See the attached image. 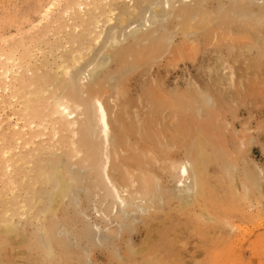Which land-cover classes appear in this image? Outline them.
<instances>
[{
    "label": "rangeland",
    "instance_id": "rangeland-1",
    "mask_svg": "<svg viewBox=\"0 0 264 264\" xmlns=\"http://www.w3.org/2000/svg\"><path fill=\"white\" fill-rule=\"evenodd\" d=\"M79 1L82 2V0H54V3L53 0H0V63L5 56L16 53L15 50L24 56V50L33 48L34 50L32 49L33 51L31 50L29 53L31 52L32 56H36V58H34L35 56L32 58L28 53L31 57L29 58L31 64L20 67L19 71H22V74L18 77L17 83V85L24 84L28 87L29 92L36 94L32 98L30 97L32 102L21 105L23 93L19 92L18 94L17 90L13 93L12 91L8 92L3 85H0V101L5 102L0 104L2 107H0V142L2 143L1 147L4 146V148L0 147V167L1 163L4 162L2 156L6 149L11 148L13 144L15 145L18 142V137L23 138L22 135L13 136L15 127H20L22 130L27 128V125L30 127L31 123L38 124L40 121L37 119L36 111L41 105L39 102L42 95H39L40 88L33 77L44 76L48 71L45 65L52 60L49 57L51 54L50 49H47L48 45L46 42H43L44 45L40 44V41L44 37V40L53 37V32L50 33L51 24L58 20L60 22L68 20L71 14L68 8L75 7L77 3H80ZM92 1L83 0L87 4ZM183 1L176 5L177 11L176 9L174 11L176 16H172L170 19L165 17L168 18V22L161 17L167 12L165 0H112L107 4L106 2L98 4L99 10L94 7L91 8L93 13L96 11L95 15L100 14L101 11V13L105 10L109 11L99 18L100 27L105 26L108 16L109 19H112L109 27L113 28L115 24L119 28L114 30V36L117 34L119 39L123 33H126L125 31L129 33L136 29L140 31L139 35L142 31L144 32L148 26L143 27L145 22L143 15H147V12H158L159 10L160 14L161 11H164L159 15L161 18L159 24L153 25L152 31L149 29V33L146 32L145 34L158 33L151 38H162V35L164 38L174 36H172L170 49L167 53L162 54V56L165 55L164 57L161 56L154 62L144 60L145 62L140 63L138 69L132 67L124 70L128 74L126 82L116 84L120 77L115 73L119 68L118 60H109L108 65L100 69L97 75L99 76L97 79L100 80L101 78V81L105 79L106 84L112 81L111 84L109 83L110 85L107 84L109 90L102 97V102L108 108L112 138H114L112 147L115 148H112L113 151L111 149V158H113L111 175L116 177L119 190L124 195L126 182L123 181L122 175L126 169L133 176H137L138 172L141 171L149 172L153 177L155 176L156 184L154 183L153 193L151 192L146 197L142 196L140 209L134 210L135 214L130 213L129 220H122L119 215L115 214V209H112L113 200L101 184V180L95 183L91 173L89 175L86 170L87 179L85 176L86 180L84 179L81 186H74L72 197H69L71 201L76 191L77 196L75 197L81 201L83 211L70 201L58 205V208L54 210L49 206L51 202H47L48 198L41 197L44 193L43 182L45 180L43 178H48V175L45 176L47 171L44 172V164L40 163L42 172L37 171L40 165L34 166L33 170H36V173L32 176L30 174V178L25 180L19 188H17L19 185H15L16 187L6 186L5 179L0 177V264H264V192L263 189L253 185V181H248L245 173L257 175L264 169V56L261 58L255 52L257 58L254 60L258 66L254 69L251 64L254 51L247 48V45L254 42L264 48V27H248L241 22L223 23L218 19L221 13L226 12V9L233 10V12L237 10L236 13L244 12L247 5V7L253 5L252 0H210L208 1V4L211 2L208 8L210 7L214 12V16L209 19L210 22L207 20L208 22L201 24V27L199 20L196 19L191 26L185 28L187 33L192 35L191 39L205 33L208 35L202 39L201 49L192 60L186 55L193 52L190 48L193 45L192 40L189 38L187 42V39H183L185 36L179 30L183 21L181 19L182 12L178 13L180 12L178 10L183 6L186 7L187 1L190 0ZM262 1L254 0L255 6L264 3ZM109 3L112 4V7ZM48 4H54L52 7L50 6L51 9L47 14L49 17L43 14L47 11L46 6L48 7ZM103 5L105 6L103 7ZM258 5L254 7V10L257 11L261 8L258 9ZM153 6L154 8H152ZM192 7H189L188 11L195 14L194 8L197 9V7L195 4ZM124 8L131 9L129 12L132 16L127 21L125 18L127 23L124 22L122 25L121 22L123 23L124 19L120 21L118 15L120 10H124ZM135 10L139 13L137 14ZM246 13L251 14L252 12L249 10ZM90 15L91 13L89 17ZM177 17L178 19H176ZM232 26L238 30L239 28L244 30L247 27L255 36H246V39L238 33H235V36H229L228 33ZM127 27L132 29L129 30L128 28L124 31V28ZM164 28L165 30H163ZM256 31H259L261 35H257ZM194 33L197 34L194 35ZM135 36V34L128 36L127 43L125 42L123 46L135 44ZM229 38L234 42H230ZM121 45L117 46L118 49L121 48ZM172 47L182 48V60H177L176 56L173 55L174 53L165 60ZM229 48L234 50L233 54L227 50ZM93 51H98L96 55L98 53H103L102 56L111 55V53L108 54L110 51L107 50L104 51V54L100 44L94 43V46L84 49L82 52L84 58L80 59L77 64L72 59L67 67H70V71L74 74L77 69L80 72H86L87 75L88 69H92L91 67L88 68V64ZM32 52L36 54H32ZM61 71L62 69L58 72ZM114 76L115 79H113ZM40 82L47 85L44 77ZM1 89L5 90L2 91ZM187 89L198 104L197 106H201V108L206 96L213 100L217 109L211 110L218 111L213 113L212 120L215 119L217 126L225 132L230 142V150H236L240 145L241 140L239 139L242 135L240 138L236 136L238 130L241 132L242 129H246V137L256 140L249 147L248 152L245 151L238 157L239 166L234 170L226 164L227 158L224 151H219L221 153L219 156H211L205 165L202 194L198 193L195 188H191L193 194L190 192L188 196L181 194L178 190L179 175L177 172L173 173L171 165L172 162L192 163L193 161L192 166L188 168L190 169L195 165V159L198 156L197 135L203 130H199L201 126H199L200 124L192 110L181 111L182 115H178L175 112L180 111L171 109L167 104H164L166 101L163 100V97L168 98L167 94L175 90L186 91ZM49 90L45 93L46 98L52 94L53 90L50 88ZM14 94L16 98L13 97ZM24 111L27 112L24 113ZM216 121L214 122L216 123ZM183 126L185 128L187 126L189 130L187 131L186 128L185 131ZM4 132L8 133L5 134ZM12 137H14L15 142ZM206 137L207 145L208 143L215 144V138ZM24 139L27 138H23V141H25ZM19 143L21 142L19 141ZM212 146V144L208 145L209 151H212ZM60 148L62 149V147ZM116 157L119 158L116 159ZM79 161L76 157L70 163L75 164L78 169L85 168V165L77 166ZM42 173L43 175H41ZM65 173L68 177L69 174ZM190 174V177L193 178L191 170ZM36 175L41 178V182L38 181ZM94 175L96 176V174ZM175 178L176 180H174ZM35 183L36 186L34 187ZM191 187L194 186L191 185ZM79 188L82 190H78ZM1 190L3 194H1ZM13 190L15 191L12 192ZM24 190L27 193L24 194ZM122 190L125 192L123 193ZM5 193H8L7 196H10L11 199L13 197L16 199L10 200ZM16 196H19V199ZM22 197H26L25 199L29 197V200L26 202ZM124 197L130 201L129 196ZM44 199L45 202H43ZM44 204L48 207L47 210L44 208ZM13 210L17 214L11 213ZM43 212L45 213L42 214ZM95 214L99 216L97 217ZM132 220L133 222H131ZM5 221L7 224L9 222V225L11 224L9 227L14 228V233L9 234L7 230L5 231L3 226ZM12 224L14 225L12 226ZM96 225L101 229L102 243L96 241L94 231ZM146 238L150 240L145 242Z\"/></svg>",
    "mask_w": 264,
    "mask_h": 264
},
{
    "label": "bare ground",
    "instance_id": "bare-ground-1",
    "mask_svg": "<svg viewBox=\"0 0 264 264\" xmlns=\"http://www.w3.org/2000/svg\"><path fill=\"white\" fill-rule=\"evenodd\" d=\"M111 1L112 0H96V1L93 0L89 4L83 2V0H82V2L79 1L80 3H77L75 7H71L70 9L68 8V10L71 11V14H70L68 20H64V21L60 22L57 19L58 21H54L51 24L52 26H51L50 33L53 32V35H52L53 37H48L49 38L48 40L47 39L44 40V38H45L44 37L43 40L40 41V44H43V42H46V45H48L47 49H50V54H51L50 56L48 54V56L51 57V59H52L50 61V63H46V65H45V67L48 69V71L45 73L44 76H42V77L34 76L33 77L35 83H37V85L40 88V90L38 89L39 90L38 93H40L39 95H42V99H40V102L37 101L41 104L40 105L38 103L40 105V107L38 108L39 110L36 109L37 110L36 113H37V117H38L37 119L38 120L40 119V121L38 124L37 123H31L30 127H28V125H27L26 126L27 128L22 127L23 128L22 130L20 129V127L14 126L16 128L15 132L13 131L14 129L12 128L13 129L12 132H14L13 136L22 135L23 138H27V139L26 140L24 139L25 141H23V138H21V137L20 138L18 137V139L16 138L18 140V142H16L15 145L13 144L11 146V148H9V149L7 148L6 151L3 153L2 157L4 158V162L1 163L0 177L5 179V185L6 186L16 187L17 185H19V186H17V188H19L20 186H22L24 184L25 180L30 178V174L32 176L34 173H36V170H33L34 166L40 165L39 166L40 168L37 171H41L40 170L41 164H44L43 169H44V172L47 171L45 176L47 177V175H48V178H46L47 180L45 178H43L45 180V182H43L44 191L42 189V191L44 193L42 192L43 195L42 196L40 195V196L41 197H44V196L47 197L48 198L47 202H51V204L49 206L52 209L56 210L58 208V205L63 204L65 202L69 203V201H70L69 197H72V195H71L72 190L75 189L74 186L75 187L81 186L82 183L84 182L85 176L87 179V173H89V175L91 173L93 181L96 183V181L101 180V182H102L101 184H103V187L109 193L110 198H112V200H113L112 209H115V212H116L115 214L119 215V217L122 220L123 219L129 220L130 213L132 214L135 212L134 210L140 209L139 207H140V203L142 202V200H141L142 196H145V197L149 196V194L152 192L153 188H155V186H154L156 184L155 180H154L155 176L153 177L152 174H149V172L145 173V171L138 172L137 176H133L130 173V171L128 169H126V172L124 173V175H122L123 181L126 182V190L125 189H123V190H125L126 192L122 190L123 193L124 192L125 193H124V195L121 194V191L119 190V184L115 180L116 177L114 178L111 175V163H112V159H113V158H111V149L115 148V147H112L113 142H114V138H112V131H111V125H110L111 120H109V113L107 110L108 108H106L105 107L106 104L102 102L103 95L109 90V87L107 86V84L110 85L112 81L107 82V84H106L105 79L103 81H101V78H100V80H98L99 76H97V75H98V71L100 69H103L104 67H106L108 65V63L110 62L109 60H112V61L118 60V62H119V68L118 69L119 70L117 69L118 72L116 70L115 73H117L121 78L119 77L117 83L115 82L116 81L115 80L114 84L126 82V78H127L128 74L126 72H124V70L126 71L127 69H130L132 67L133 68L140 67L139 66L140 63H142L144 60L147 62L148 61L154 62L157 59H159L163 53L164 54L167 53L168 50L170 49L173 35H171V37H166V38H164L163 35H162V38L161 37L151 38V36H154L155 34H158V33L149 34L150 36L148 34L147 35L145 34L146 32L149 33V29H150V31H152L151 27H153V25H156V23L159 24V19H161L159 15L162 14L164 11H161L162 13L160 12V14H159V10H158V12L157 11H155V12L149 11L146 13L147 15H143V17H145L144 23L147 24L146 25L143 23V27L148 26V28H146V30L144 32L142 31L143 33L141 32V34L139 35L140 31H138L136 29L131 30L132 28L127 27V28H124V31L128 28L131 31L129 33H127V31H125L126 33H123L122 37L120 38L122 40H120L119 38H117V36H118L117 34H115V36H114V30H116V28H118V27L115 24H114L113 28L109 27V25H110L109 23L112 22V19H109L108 16H107L105 26L102 28L100 27L101 25H100L99 18L106 15V12L109 13V11L105 10V12H103V13H101L102 12L101 11V12H99L100 14L95 15L96 11H94V13H93L91 10L92 7L98 9V4H100L101 2H104V3L106 2V4H107L108 2H111ZM182 1L183 0H165V6H166L165 8H166L167 12L164 13L163 16H161L162 19L164 18L167 21L168 18H165V17H169V19H170V17L176 16L174 13V11L176 9V5H177V3H180ZM208 1H210V0H190V1H187L186 7L183 6L182 8H180V10H178V11H180L178 13L182 12L181 19L184 23V24L182 23V26H180V29H179L183 33V35L185 36V37H183V39H187V42H188L189 38H190L189 40H192L193 45L191 44L192 46L190 48L193 52H191L190 54H188V53L186 54L188 56L187 58H191L192 60H194L195 54H197L199 49H201L202 39L208 37V35H207V33H205L204 35H198L196 38L191 39L192 35L187 33V30L185 28L191 26L192 23L195 22L196 19L199 20V26H200L201 24L206 23L207 20L209 21L211 16H214L213 15L214 12L212 11L213 9L211 10L210 7L208 8V5L211 3V2H209V4H208ZM114 2H116V1H114ZM262 2H264V0ZM53 3H54V0H53ZM251 3L253 5H250V7H247L248 5L246 6V9L249 8L247 11L250 10L252 12L251 14H247L246 13L247 11L245 8H244V10L246 12L244 11L241 13H236L237 10H235L233 12V10L229 11L226 9L225 10L226 12L221 13L220 14L221 16H219V17L217 16V17L223 23H234V22L239 23V22H241V23L245 24L244 26H248V27L249 26L264 27V3L260 2L261 5L256 4V6L258 5V9H259V7H261L257 11L254 10V7H256L254 0H252ZM193 4H195V6L197 7V9L194 8V11H196L195 14L190 13L192 11H188L189 7H192ZM53 5L48 4V7L46 6L47 11L43 12L44 16H48L47 14H48L49 10L51 9L50 6L52 7ZM110 5L112 7V4H110ZM238 5L240 6V4H238ZM104 6L105 5H103V7ZM108 7H110V6H108ZM130 7H132V6L130 5ZM152 8H154V6ZM105 9H107V8L105 7ZM130 10L125 9V8H124V10H120V14L118 15V17L120 18V21H122L124 19L123 23L121 22L122 25L124 24V22L127 23L126 22L127 19L132 16V14L129 12ZM176 11H177V9H176ZM111 12H113V11H111ZM135 12L137 14L139 13L136 10H135ZM90 13H91V15L89 17ZM215 15H217V14H215ZM125 18H126V21H125ZM64 19H65V17H64ZM171 19H173V18H171ZM176 19H178V17ZM214 19L216 20L217 18L215 17ZM212 20L213 19H211V21ZM115 22H117V21H115ZM165 22H163V23L165 24ZM214 22H216V21H214ZM138 25L139 24H137V26ZM169 25H167V26H169ZM106 26H107V28H106ZM132 26H134V25H132ZM165 26H166V24H165ZM201 27H202V25H201ZM158 28H159V26H158ZM181 28H183V29H181ZM203 28H205V27L203 26ZM230 29H231L230 30L231 33L230 32L228 33L229 36H235L234 35L235 33L240 34V36L244 37L245 39H246V36H250V37L252 35L255 36V34H253L251 31H249L247 29V27L244 30H241L240 28L238 30V29L234 28V26H232ZM163 30H165V28ZM121 31L123 32V29H121ZM196 31H197V29H196ZM255 33L257 35H261V33L259 31H256ZM107 34H108V36H107ZM131 34L136 35L134 37L135 38V44H133V45L130 44L127 47H126V45L123 46V44L128 40V36H130ZM196 34L194 33V35H196ZM226 39H228V38H226ZM229 40H230V42H234V40H231V38H229ZM184 41H186V40H184ZM94 43L96 45L100 44L101 51H103V52L105 50L110 51V52H108V54L111 53V55L108 56L104 52L105 59H103V57H104V56H102L103 53H98L96 55V53L98 51L97 52L93 51V54L90 58V63L88 64V68L91 67L92 69H90V68L88 69L89 72L87 71V75H86V72L85 73L80 72L77 69L75 70V74L72 73V71H70V69H69L70 67H67L69 61H71L73 59L75 61V64H77L80 59L84 58V56H82L83 55L82 52L84 51V49L90 48L91 46H94ZM121 43H122V45H121ZM255 43L256 42H254L251 45H247L248 49L254 51V58L251 60L252 68H254V69H256L258 66L257 65L258 63H256V61L254 60L255 58H257V55H259L261 58L264 56V48L258 46ZM119 45H121L120 49H118L119 47H117ZM28 46L30 47V45H28ZM181 49H182L181 47L180 48L172 47L170 52L168 53L167 57L165 58V60H167L169 55H172L173 53H174L173 55L176 56L175 58L177 60H182L183 52ZM243 49H245V48H243ZM23 50H24V48H23ZM31 50L29 48L24 50L25 51L24 56L21 53L19 54L18 50H15L16 53L9 54V56H5L3 61L0 63V70H1L0 71L1 72V74H0V85H3L5 87V89L8 90V92L12 91V93H13V92H15V90H17L18 94H19V92L23 93L21 105H23L25 103L27 104L28 102H32L30 100V97L32 98L34 95H36L35 93L29 92L27 90L28 87H26L24 84L23 85L22 84L17 85V83L19 81L18 77L22 74V71L21 72L19 71L20 67L24 66V65L29 66L31 64V61L29 60V58H31V57H29V55H28L29 51H31ZM227 50H229V52L231 54H233L232 52L234 50H232L231 48H229ZM34 52H36V51H34ZM34 52H32V54ZM255 52L257 55L255 54ZM34 54H36V53H34ZM78 54H79V57H78ZM30 56H32V55L30 54ZM33 56H35V55H33ZM33 56H32V58H33ZM164 56H162V57H164ZM241 56H242V53H241ZM34 58H36V56ZM184 58H185V55H184ZM40 65L41 64H39V66ZM149 66H152V65H149ZM61 69H62V71L58 72ZM259 69H257V70H259ZM128 73H129V71H128ZM28 74H31V73H28ZM66 76H68V78H66ZM43 77H44L45 81L47 82V85H45L44 82H40ZM113 79H115V76ZM106 80H108V79H106ZM47 86H48V88H47ZM113 86H111V87L114 88L116 85L114 87ZM49 88L52 89L53 91H52V94L50 95V97L48 96L46 98L45 93L48 92ZM5 89H1V90L3 91ZM49 91H51V90H49ZM188 92H189L188 89L186 91L175 90V91L167 94L168 98L163 97V100L166 101L164 103L165 105L167 104L171 109H175V110L180 111V112H175L178 115L182 113L181 111L188 112L189 110H192L193 113L196 115L197 121L200 122L199 126H201V129L203 130V131L200 130L201 133H199L197 135L198 142H197L196 147L198 148V153H197L198 156H197V159H195L196 160L195 165L190 169L188 168V166L189 167L192 166V163L194 161L192 163L191 162H186V163H184V162H181V163L180 162H172V165H171L172 169H173V173L177 172V174L179 175V178L177 177L179 179V182L177 181L178 182L177 188L181 194L186 195V196H188L190 192L192 193L191 188L192 189L195 188L198 193L202 194L203 187H204V184L202 181H203L204 173L206 170L205 165H206L207 161H209V158L211 156H219L221 154L219 151H221V150L224 151V155L226 154L225 157L227 158V161L225 160L226 164H228V166L234 170L239 166L237 163L238 157H240L245 151L248 152L249 147L253 143H255V141H256L253 138L246 137L247 136L246 135L247 131H245L246 129L245 130L242 129L241 132H239V130H238V132H237L238 135L236 134V136H238V138H240L241 137L240 135H242V137L239 139V140H241L240 145L236 150H230V142H229L228 138L226 137V135L224 134L225 132H223L221 130V128L219 126H217V124H215L211 121L213 119V113H217V111H218V110L217 111L211 110V109H214L217 107L214 105L213 100L209 96L207 98V96L205 95L206 96V97L204 96L205 101H204V103H202L203 105L201 108V106H197L198 104L196 103V101H194L195 99H193L192 95H190V92L189 93ZM15 94L13 96L14 98H16ZM199 95L201 96V94H199ZM37 97H39V96H37ZM37 99H39V98H37ZM34 100H36V98ZM4 103L5 102L0 101V104H4ZM46 110H48V111H46ZM26 112L24 111V113H26ZM21 113H20V115H21ZM16 114L18 115L19 113H16ZM32 115H33V113H32ZM19 120H20V118H19ZM119 121H120V119H119ZM0 122H1V120H0ZM34 122H35V120H34ZM14 123H16V122H14ZM17 124H15V125H17ZM23 125H25V124L23 123ZM0 126H1V123H0ZM183 127H181V128H183ZM186 128L188 131L189 128L187 126H186ZM186 128L184 127L185 131H186ZM4 133L7 134L8 132L7 133L4 132ZM206 136H210L211 138H215V144L216 145L213 143H208V145L209 144L213 145L212 151L211 150L209 151V149H208ZM12 138H13V141L15 142L14 137H12ZM12 138H11V140H12ZM19 141L21 143H19ZM1 145H2V143L0 144V147H1ZM60 147H62V149ZM1 148H4V146ZM117 150H118V148H117ZM112 151H113V149H112ZM70 153H71V155H69ZM113 155L116 156L115 153H113ZM76 157L80 160L79 165H77V166H84L85 165L86 166L85 168L83 167V168L78 169V167H76L75 164L70 163ZM118 158L116 157V159H118ZM2 161H3V159H2ZM119 166H122V165H119ZM85 170L88 172L86 173ZM190 170L193 173V175H192L193 178L190 177V175H191ZM41 172H38V173L40 174ZM65 172H67V174H69L68 177H67V175H65L66 174ZM245 173H246V179L250 182L253 181V183H254L253 185H256L259 189H263V192H264V169L261 170L260 173L258 172L257 175L252 174V173H248V172H245ZM94 174H96V176ZM41 175H43V173ZM18 177H19V179H17ZM36 177H37V175H36ZM37 178L34 177V179H37ZM40 179L41 178H38V181H40ZM119 180H121V179L119 178ZM174 180H176V178ZM30 183H32V181H30ZM191 185L194 187H191ZM35 186H36V183H35L34 187ZM123 188H125V187L123 186ZM2 190H3V188H2ZM26 190L23 191L24 194H25ZM78 190H80V188ZM81 190H82V188H81ZM5 191L8 192L7 190H5ZM14 191L15 190H13L12 192H14ZM176 191H177V189H176ZM16 192L18 194V190ZM20 192H22V191H20ZM1 194H3V191L1 192ZM7 194H6V196H7ZM76 194L77 193L75 191V196H77ZM26 196H28V195H26ZM75 196L72 198L73 201L71 200L70 203L75 204V206H77L78 209L83 211V208L81 207V205H82L81 201H79ZM124 196H126V197L129 196V198H130L129 200L131 202L128 201V198H125ZM16 197L18 198L19 196H16ZM78 197L80 199V196H78ZM8 198H10V200L16 199L14 197L11 199L10 196ZM25 198L26 197H22V199H25ZM26 200H29V197H28V199H25V201ZM43 202H45V199L43 200ZM20 203H21V201H20ZM41 204L43 205V203H41ZM133 206H135V207H133ZM44 208H46V210L48 209V207L46 205ZM11 213L17 214L15 210H13ZM44 213L45 212H43L42 214H44ZM6 214H5V216L8 215V214L7 215ZM2 217H4V216H2ZM12 217H13V215H12ZM15 217H17V216H15ZM3 219L5 220V218H3ZM121 221H120V223H121ZM131 222H133V220ZM13 225L14 224H12V226ZM117 225H119V224H117ZM3 226L5 228V231L7 230V232L9 234H12L14 228L12 229L9 227V226H11V224L9 225V222H8V224L6 222L5 224H3ZM122 227H123V225H122ZM126 227H127V225H126ZM4 228H3V230H4ZM94 229L97 232H98V230L99 231L101 230L98 225H96V227H94ZM9 234H8V236H10ZM15 234H16V232H15ZM10 240H12V239H10ZM148 240H150V239L146 238L145 242ZM31 244H32V242H31ZM42 247H43V245H42ZM143 251H145V250H143ZM51 258H52V256H51Z\"/></svg>",
    "mask_w": 264,
    "mask_h": 264
},
{
    "label": "crops",
    "instance_id": "crops-1",
    "mask_svg": "<svg viewBox=\"0 0 264 264\" xmlns=\"http://www.w3.org/2000/svg\"><path fill=\"white\" fill-rule=\"evenodd\" d=\"M189 91V90H188ZM190 92V91H189ZM188 92V93H189ZM182 115V114H181ZM176 117V116H175ZM211 121H213V123H215L214 121H216L215 119L214 120H211ZM210 121V122H211ZM198 123H200V122H198ZM215 124H217V121H216V123ZM199 128V127H198ZM199 130H201V128H199ZM225 134V133H224ZM197 139H198V137H197ZM186 163V162H185ZM189 167V166H188ZM109 230V229H108ZM95 231V233H96V235H95V238H96V241L97 242H100V243H102V240H101V238H102V236H101V230L99 231L98 230V232L96 231V230H94ZM99 238V239H98Z\"/></svg>",
    "mask_w": 264,
    "mask_h": 264
}]
</instances>
